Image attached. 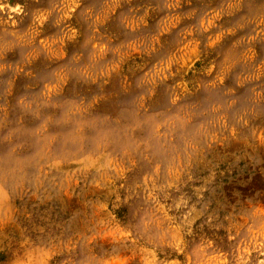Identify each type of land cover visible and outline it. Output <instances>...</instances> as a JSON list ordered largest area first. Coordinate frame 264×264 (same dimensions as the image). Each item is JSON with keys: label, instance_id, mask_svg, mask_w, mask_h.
<instances>
[{"label": "rangeland", "instance_id": "374dc122", "mask_svg": "<svg viewBox=\"0 0 264 264\" xmlns=\"http://www.w3.org/2000/svg\"><path fill=\"white\" fill-rule=\"evenodd\" d=\"M0 264H264V0H0Z\"/></svg>", "mask_w": 264, "mask_h": 264}]
</instances>
